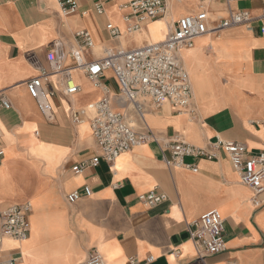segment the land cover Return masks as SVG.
Masks as SVG:
<instances>
[{
	"label": "crops",
	"instance_id": "crops-1",
	"mask_svg": "<svg viewBox=\"0 0 264 264\" xmlns=\"http://www.w3.org/2000/svg\"><path fill=\"white\" fill-rule=\"evenodd\" d=\"M88 14H62L58 0H0V94L11 109L0 103V207L32 204L30 237L25 242L5 239L0 264H84L92 249L107 264H191L197 256L188 224L211 210L225 220L226 250L207 258V264H264V193L262 205L252 203L254 191L241 183L231 160L186 158L198 167L168 168L169 150L156 142L135 147L114 164L101 160L82 173L73 168L99 155L90 122L74 124L72 113L111 98L115 111L140 133L152 132L162 142L180 140L206 147L217 139L246 145L254 154L264 152V34L259 24L239 26L198 37L194 47L180 57L187 68L194 95L191 110L180 111L171 102L160 108L144 103L140 117L116 96L120 85L111 71L96 87L81 70H74L80 92L50 98V121L30 96L27 83L39 75L34 62L47 66L46 54L61 40L67 49L78 47L76 32L92 34L94 49L84 50L87 62L97 58L95 49H134L163 41L182 17L198 13L201 0H167L168 16L149 22L137 34L126 33L128 0L108 3L98 15L90 0H78ZM264 11V0H214L208 9L211 24L233 11ZM123 36L110 40L107 23ZM140 46L136 35H146ZM66 65L74 66L68 58ZM58 77L52 87L61 88ZM92 194H85V187ZM157 189L167 199L147 207L139 196ZM78 191L80 200L67 197ZM174 250L180 251L176 256ZM154 261L148 263L149 258Z\"/></svg>",
	"mask_w": 264,
	"mask_h": 264
},
{
	"label": "built area",
	"instance_id": "built-area-1",
	"mask_svg": "<svg viewBox=\"0 0 264 264\" xmlns=\"http://www.w3.org/2000/svg\"><path fill=\"white\" fill-rule=\"evenodd\" d=\"M98 15H105L108 3L117 0H90ZM181 1V0H175ZM214 0H201L199 12L182 17L170 28L167 37L157 43H149L134 49H106L103 56L93 62L84 60L82 52L94 49L92 34L87 30L76 32L78 47L70 49L61 40L53 43L46 54L47 66L34 62L39 75L27 83L30 96L37 102L39 108L53 121L54 112L50 98L61 92L67 97H73L80 92L75 82L73 71L81 70L86 78L96 87L101 86L102 76L111 71L120 85V93L116 98L124 105L132 106L140 117L144 116V103L149 102L154 108H160L165 102H171L180 111L191 110L193 106V90L189 72L180 57L183 49L194 47L196 38L209 33H218L233 27H252L259 24L260 33L264 34V11L259 16H253L248 10L233 11L227 18L211 24L208 14L210 4ZM61 12L65 16L81 14L78 0H58ZM125 11L123 20L126 33L137 34L144 30L149 22L161 20L168 16L167 0H128L119 6ZM106 31L110 40H119L122 30L107 23ZM68 58L74 61V66L68 67ZM58 77L61 88L52 87V78ZM0 103L5 109H11V104L5 95L0 94ZM90 122L93 137L99 148L91 162L82 163L73 168L76 174L82 173L89 165H96L101 160L114 164L118 157L135 147L156 142L162 149L169 150L170 159H165L168 168H186L195 172L198 167L185 162L186 158L218 160L224 153L240 175L241 183L254 191L252 203L262 205L260 196L264 193V152L254 154L246 145L238 142L217 139L209 142L206 147H198L180 140L161 141L152 132L140 133L127 122L125 115L113 109L111 98L106 95L102 100L90 104L72 113L74 124ZM264 127V122L259 123ZM2 134L0 132V139ZM3 152L0 149V158ZM85 194L90 196V187H85ZM81 195L75 191L68 195L69 203L80 200ZM167 199V196L157 189L139 196V201L147 207H155ZM32 204L0 207V245L9 238L17 242H25L30 237V213ZM225 220L218 210H211L199 220L188 224L190 239L196 252V260L191 264H207V258L226 250ZM176 256L180 251L174 250ZM12 260L10 264H14ZM151 257L148 263L153 262ZM130 264H140L135 258ZM84 264H107L102 253L97 249L89 252Z\"/></svg>",
	"mask_w": 264,
	"mask_h": 264
},
{
	"label": "rangeland",
	"instance_id": "rangeland-1",
	"mask_svg": "<svg viewBox=\"0 0 264 264\" xmlns=\"http://www.w3.org/2000/svg\"><path fill=\"white\" fill-rule=\"evenodd\" d=\"M147 37L146 35H136V40L138 42V44L141 46L142 45V40L143 38ZM97 51V49H95V52ZM98 57L103 56V52L102 49H100L99 51L96 52Z\"/></svg>",
	"mask_w": 264,
	"mask_h": 264
},
{
	"label": "bare ground",
	"instance_id": "bare-ground-1",
	"mask_svg": "<svg viewBox=\"0 0 264 264\" xmlns=\"http://www.w3.org/2000/svg\"><path fill=\"white\" fill-rule=\"evenodd\" d=\"M146 36H148V37H149V34H146ZM149 38H150V37H149ZM97 51H99V48L97 49ZM97 51H96V52H97Z\"/></svg>",
	"mask_w": 264,
	"mask_h": 264
}]
</instances>
